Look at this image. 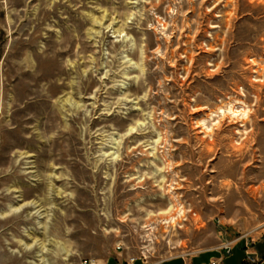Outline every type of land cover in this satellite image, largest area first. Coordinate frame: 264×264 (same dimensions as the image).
<instances>
[{"label":"rangeland","instance_id":"374dc122","mask_svg":"<svg viewBox=\"0 0 264 264\" xmlns=\"http://www.w3.org/2000/svg\"><path fill=\"white\" fill-rule=\"evenodd\" d=\"M213 260L264 264V0H0V264Z\"/></svg>","mask_w":264,"mask_h":264},{"label":"built area","instance_id":"2783aa9c","mask_svg":"<svg viewBox=\"0 0 264 264\" xmlns=\"http://www.w3.org/2000/svg\"><path fill=\"white\" fill-rule=\"evenodd\" d=\"M230 253H231V250L228 251V254H230ZM219 262L220 261L217 262V261L213 260L212 264H219Z\"/></svg>","mask_w":264,"mask_h":264},{"label":"bare ground","instance_id":"6f19581e","mask_svg":"<svg viewBox=\"0 0 264 264\" xmlns=\"http://www.w3.org/2000/svg\"><path fill=\"white\" fill-rule=\"evenodd\" d=\"M234 110V109H233ZM231 111V113H232V115H234V116H237V115H240V114H238V112H236V111Z\"/></svg>","mask_w":264,"mask_h":264}]
</instances>
